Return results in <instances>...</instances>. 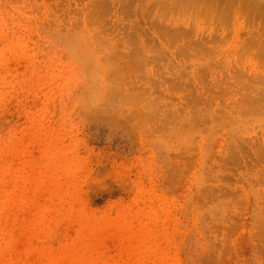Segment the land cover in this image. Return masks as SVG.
<instances>
[{
  "label": "rangeland",
  "instance_id": "1",
  "mask_svg": "<svg viewBox=\"0 0 264 264\" xmlns=\"http://www.w3.org/2000/svg\"><path fill=\"white\" fill-rule=\"evenodd\" d=\"M220 1L0 0V264H264V15Z\"/></svg>",
  "mask_w": 264,
  "mask_h": 264
},
{
  "label": "bare ground",
  "instance_id": "2",
  "mask_svg": "<svg viewBox=\"0 0 264 264\" xmlns=\"http://www.w3.org/2000/svg\"><path fill=\"white\" fill-rule=\"evenodd\" d=\"M64 1H65V0H64ZM111 1H112V0H111ZM210 1H211V0H210ZM218 1H219V0H218ZM228 1H229V0H228ZM232 1H233V0H232ZM238 1H240V0H238ZM67 2H68V1H67ZM103 2H104V1H103ZM200 2H201V1H200ZM213 2H214V1H213ZM221 2H223V1L221 0L219 3H221ZM243 2H244V1L241 0V3H240V2H239V3L241 4V6H244V7H240L239 4H236V0L233 1V3H234L236 6H235L234 4H231V3H232V2H231V3H230V7L235 6V7L237 8V5H239L238 8H237V11L239 10V8H241V9H242V8H244V9H247V8H248V9H249V8H250V5L247 6V8H245L247 2L245 1L244 5H243ZM248 2H249V0H248ZM250 2H251V3H249V4H252V5H253L251 8L254 7V8H255L254 10H256L254 16L256 15V13H258V12H260V11L262 12L261 15H264V12H263V11H264V0H250ZM216 3H217V2H216ZM226 3H228V2H226ZM226 3H224V6H226V8L228 9L229 6L227 7V5H229V3H228V4H226ZM237 3H238V2H237ZM213 4H214V3H213ZM222 4H223V3H222ZM225 4H226V5H225ZM211 5H212V4H211ZM232 5H233V6H232ZM247 5H248V3H247ZM235 7H234V10H235ZM96 8H97V7H96ZM218 8H219V7H218ZM99 9H100V8H99ZM101 9H102V8H101ZM102 10H103V9H102ZM229 10H230V9H229ZM249 10L252 11V9H249ZM249 10H247V11H249ZM235 11H236V10H235ZM251 11H249L250 16H251V13H250ZM99 12H100V11H99ZM253 12H254V11H253ZM253 12H252V13H253ZM259 14H260V13H259ZM232 15H233V14H232ZM257 15H258V14H257ZM254 16L252 15V17H254ZM257 17H258V16H257ZM222 18H223V17H222ZM262 18L264 19L263 16H262ZM253 19H254V18H253ZM261 28H263V27H261ZM137 53H138V52H137ZM154 53H155V52H154ZM155 54H156V53H155ZM155 56H157V55H155ZM137 57H138V55H137ZM145 57H146V56H145ZM138 58H139V57H138ZM140 58H141V57H140ZM145 60H147V58H146ZM148 60H149V59H148ZM150 61H152V60H150ZM153 61H154V60H153ZM153 61H152V62H153ZM141 62H142V61H141ZM143 62H144V61H143ZM137 63H139V61L137 62V60H136V62H134V65H135V64H136L137 66L139 65V66H138L139 68H141V67H140L141 65L143 66L142 63H139V64H137ZM153 64H154V62H153ZM136 65H135V66H136ZM144 65H145V64H144ZM146 65H147V63H146ZM148 65H151V64H148ZM137 66H136V67H137ZM142 68H145V67H142ZM142 68H141V69H142ZM147 68H148V67H147ZM158 68H159V67H158ZM137 70H138V69H137ZM142 70H143V69H142ZM142 70H141V71H142ZM144 70H145V69H144ZM144 70H143V72H144ZM145 71H147V70H145ZM135 72H136V71H135ZM143 72H142V74H143ZM138 75H139V74H138ZM145 76H146V75H145ZM140 77H141V76H140ZM142 77H143V76H142ZM143 78H144V77H143ZM147 78H148V77H147ZM115 80H117V79H115ZM115 80L112 81V82L114 83V85H115V84L117 85V83H116L117 81L115 82ZM138 80H139V79H138ZM145 81H147V80H146V77H145ZM145 81H144L143 83H148V82L151 81V79H150V81H148V82H145ZM134 82H135V81H134ZM121 83H122V82H121ZM151 84H152V82H151ZM116 85H115V86H116ZM129 85H130V84H129ZM145 85H146V84H145ZM115 86H113L111 90H113V88H115ZM117 86H118V85H117ZM117 86H116V87H117ZM121 86H123V85H121ZM121 86H120V87H121ZM169 86H170V85H169ZM186 86H187V85H186ZM204 86H205V85H204ZM184 89H185V88H184ZM117 90H118V91H117ZM117 90L115 89L116 93L118 92V94H121V95H122V91H121V93H119V92H120V91H119V87H117ZM123 90H124V89H123ZM115 91H114V92H115ZM126 91H127V89H126ZM125 93H126V92H125ZM123 95H124V94H123ZM187 95H188V94H187ZM189 98H190V97H189ZM124 111H125V109H124ZM122 115H123V114H122Z\"/></svg>",
  "mask_w": 264,
  "mask_h": 264
}]
</instances>
